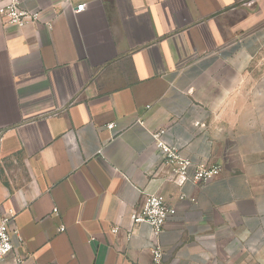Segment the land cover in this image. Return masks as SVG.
<instances>
[{"label": "crops", "instance_id": "obj_1", "mask_svg": "<svg viewBox=\"0 0 264 264\" xmlns=\"http://www.w3.org/2000/svg\"><path fill=\"white\" fill-rule=\"evenodd\" d=\"M21 5L39 20L0 16V221L16 231L0 264H154V246L162 264H264V0ZM158 129L219 174L170 180ZM145 193L176 209L159 235L131 224Z\"/></svg>", "mask_w": 264, "mask_h": 264}, {"label": "built area", "instance_id": "obj_2", "mask_svg": "<svg viewBox=\"0 0 264 264\" xmlns=\"http://www.w3.org/2000/svg\"><path fill=\"white\" fill-rule=\"evenodd\" d=\"M22 0H0V16L7 25L20 26L27 22H37L40 12L37 10H27L21 5ZM84 4H76V11L83 10ZM142 123V122H140ZM108 129L114 128V123L106 125ZM164 129L153 130L150 132L152 146L158 150L162 165L168 169V178L177 185H182L189 180L193 183L206 182L208 179L219 174L220 165L214 163H197L181 154L179 148L169 144L164 140ZM143 201L137 210L130 216L132 226L145 222L150 225L152 233L159 235L166 220L176 214V209L166 203L164 197L159 193H145ZM13 214L4 217L0 221V260L13 251L12 235L16 231L9 226ZM116 232L117 228H112ZM131 231H128V236ZM19 240L22 238L18 237ZM154 264H162V249L154 246L151 249ZM15 262L22 264V259L15 256Z\"/></svg>", "mask_w": 264, "mask_h": 264}]
</instances>
